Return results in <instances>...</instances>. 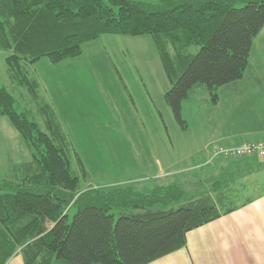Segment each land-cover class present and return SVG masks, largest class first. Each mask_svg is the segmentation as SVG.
I'll list each match as a JSON object with an SVG mask.
<instances>
[{
	"label": "trees",
	"instance_id": "trees-1",
	"mask_svg": "<svg viewBox=\"0 0 264 264\" xmlns=\"http://www.w3.org/2000/svg\"><path fill=\"white\" fill-rule=\"evenodd\" d=\"M263 28L264 0H0V50L10 52L13 78L34 100L38 85L23 63L77 58L105 35L150 36L171 85L166 103L184 128L183 101L206 86L217 104V90L244 77ZM193 46H200L194 56L187 54ZM0 117L32 154L13 165L17 182L0 179V264L16 253L24 264H151L184 249L189 232L234 211L175 184L148 192L134 183L82 189L50 120L48 134L1 86ZM211 159V150L209 164L223 158Z\"/></svg>",
	"mask_w": 264,
	"mask_h": 264
},
{
	"label": "rangeland",
	"instance_id": "rangeland-1",
	"mask_svg": "<svg viewBox=\"0 0 264 264\" xmlns=\"http://www.w3.org/2000/svg\"><path fill=\"white\" fill-rule=\"evenodd\" d=\"M199 50L193 46L187 54ZM9 55L0 50V86L13 96L19 113L48 134L50 120L82 189L134 183L135 189L148 192L175 184L186 196L205 193L207 182L199 177L200 171L213 169L204 164L211 148L231 147L226 137L242 130L239 81L217 90V104L206 86L194 88L182 103L186 127L177 121L164 97L171 85L150 36L105 35L84 44L77 58L58 64L47 58L23 63L38 85L39 101L13 78L6 63ZM259 61L263 64L251 66L264 67V51ZM30 161L32 154L18 132L0 117V179L17 182L13 165ZM254 194L235 197L225 207ZM76 213V208L70 209V221Z\"/></svg>",
	"mask_w": 264,
	"mask_h": 264
},
{
	"label": "crops",
	"instance_id": "crops-1",
	"mask_svg": "<svg viewBox=\"0 0 264 264\" xmlns=\"http://www.w3.org/2000/svg\"><path fill=\"white\" fill-rule=\"evenodd\" d=\"M263 51L264 28L253 41L245 75L238 82L237 111L242 130L226 137L229 146L264 140V67L251 66L263 64L259 61ZM209 160L210 156L204 164L213 169L200 171L199 177L200 182H207L205 193L222 211H234L189 232L184 249L151 264H264V158L221 159L212 164ZM218 181L222 182L218 184ZM251 191H255L253 196L225 207L235 202V197L246 196ZM6 264H24V261L21 254L16 253Z\"/></svg>",
	"mask_w": 264,
	"mask_h": 264
},
{
	"label": "built area",
	"instance_id": "built-area-1",
	"mask_svg": "<svg viewBox=\"0 0 264 264\" xmlns=\"http://www.w3.org/2000/svg\"><path fill=\"white\" fill-rule=\"evenodd\" d=\"M212 162L216 158L239 159V158H264V140L257 142H243L237 146L225 147L214 145L212 147Z\"/></svg>",
	"mask_w": 264,
	"mask_h": 264
}]
</instances>
